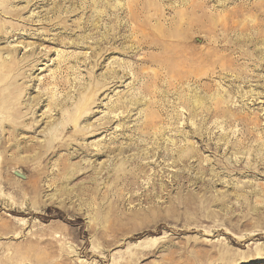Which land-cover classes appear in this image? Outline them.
<instances>
[{
  "label": "rangeland",
  "instance_id": "374dc122",
  "mask_svg": "<svg viewBox=\"0 0 264 264\" xmlns=\"http://www.w3.org/2000/svg\"><path fill=\"white\" fill-rule=\"evenodd\" d=\"M0 264H264V0H0Z\"/></svg>",
  "mask_w": 264,
  "mask_h": 264
}]
</instances>
